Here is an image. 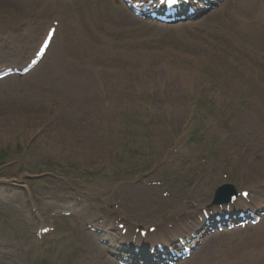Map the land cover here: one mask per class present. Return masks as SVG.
<instances>
[{
	"label": "rangeland",
	"instance_id": "374dc122",
	"mask_svg": "<svg viewBox=\"0 0 264 264\" xmlns=\"http://www.w3.org/2000/svg\"><path fill=\"white\" fill-rule=\"evenodd\" d=\"M13 1L0 67L56 29L0 79V264H116L122 229H176L222 183L264 212V0L165 27L118 0ZM218 237L177 264H264V221Z\"/></svg>",
	"mask_w": 264,
	"mask_h": 264
},
{
	"label": "bare ground",
	"instance_id": "6f19581e",
	"mask_svg": "<svg viewBox=\"0 0 264 264\" xmlns=\"http://www.w3.org/2000/svg\"><path fill=\"white\" fill-rule=\"evenodd\" d=\"M3 2V5H9L11 7V5H13L15 2L13 0H1ZM33 1L34 7L38 10L44 11L46 13H50L51 9L53 8V2L54 0H31ZM242 4H240L241 6H252V4L254 3V0H240ZM11 23V22H10ZM47 31V30H46ZM45 31V33H46ZM45 35V34H44ZM22 57V56H20ZM209 199V193L208 192H204L203 194L198 195V199L196 202L200 203L201 205H204ZM239 203H244L246 200H242L241 197L239 198ZM207 207H211V205H208ZM186 212L182 213L180 216L185 215ZM186 217V216H185ZM174 218V216H173ZM181 221V220H178ZM184 222H180L178 225H183ZM178 227V226H177ZM118 239V238H117Z\"/></svg>",
	"mask_w": 264,
	"mask_h": 264
}]
</instances>
